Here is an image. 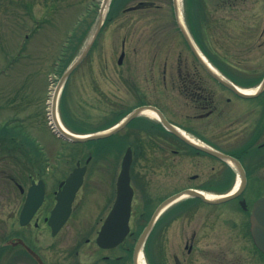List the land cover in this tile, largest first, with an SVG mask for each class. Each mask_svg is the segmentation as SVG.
<instances>
[{"label":"flooded vegetation","instance_id":"obj_1","mask_svg":"<svg viewBox=\"0 0 264 264\" xmlns=\"http://www.w3.org/2000/svg\"><path fill=\"white\" fill-rule=\"evenodd\" d=\"M193 4L200 26L208 15L213 31L222 17L236 27L227 13L238 10L244 35L264 36V0H215L211 9L205 0ZM177 32L185 51L176 59L144 61L140 80L146 88L128 82L136 99L112 117L117 122L137 108L152 107L167 124L142 113L121 130L127 142L106 191L84 189L92 160L87 149L82 162L72 161L65 140L58 139L64 149L54 157L34 140L0 141V210L9 211L4 221L14 228L0 236V264H137L136 245L149 227L139 254L144 264H264L250 220L254 203L264 197V61L248 68L246 60H229L223 67L206 49L202 31H189L206 64ZM263 44L264 39L257 48ZM123 66L124 60H116L117 70ZM106 144L98 151L99 163ZM127 149L132 159L128 231L121 243L103 247L97 240L117 200ZM135 158L150 170L132 173ZM75 169L84 173L71 197L63 187ZM222 197L230 198L216 202ZM36 200V208L26 212Z\"/></svg>","mask_w":264,"mask_h":264},{"label":"rangeland","instance_id":"obj_2","mask_svg":"<svg viewBox=\"0 0 264 264\" xmlns=\"http://www.w3.org/2000/svg\"><path fill=\"white\" fill-rule=\"evenodd\" d=\"M214 1L205 0L207 8L211 9ZM92 2L93 0H0V128L9 124L20 135L16 140H37L36 142L50 150V157L64 149L49 128L46 115L60 78L55 72L54 61L67 33L72 31L76 21L92 6ZM95 2L99 7L102 0ZM138 2L151 4L145 9L125 11ZM185 7L184 0H181L182 19L186 26ZM188 12L190 22L194 27L198 25L199 31H202L200 36L206 49L221 66L226 67L229 60H246L249 62L248 68H251L264 61V44L257 48L264 36L261 38L260 31H249L244 35L239 27L241 13L238 10L227 13L230 18L236 19L237 26L232 27L228 22L224 24L222 17L217 31L211 29L210 16H205L204 26H200L193 19L191 7H188ZM222 14L223 11H220L216 18H220ZM105 21L106 26L102 27L94 45L67 78L57 102L59 120L63 104L67 118L89 133L114 123L115 119L112 117L115 114H124L129 109L133 99H136L135 95L131 96L134 91L129 88V83L136 82L145 87L140 80L144 76V61L176 59L178 54L185 51L177 35L169 0H128L111 19ZM230 28H235V31H229ZM224 33H228L231 39L223 38ZM244 38L246 39L243 41ZM122 42L124 66L117 70L116 60L120 55ZM146 118L153 119L151 116ZM122 134L114 136L113 144L104 146L100 163L97 162V155L103 142L71 145L72 161L81 158L83 162L86 157L84 149L92 156L89 163L90 175L84 185L89 194H94L99 188L106 191L111 187L107 183L111 176L109 173L114 170V165L120 164L127 142ZM149 168L150 165L145 166V162L135 158L131 171L137 175L147 172ZM156 171L160 169L157 167ZM1 180L0 176V183L3 182ZM8 214L9 211L0 210V236H7L14 231L4 221ZM71 239L73 241L74 237Z\"/></svg>","mask_w":264,"mask_h":264},{"label":"water","instance_id":"obj_3","mask_svg":"<svg viewBox=\"0 0 264 264\" xmlns=\"http://www.w3.org/2000/svg\"><path fill=\"white\" fill-rule=\"evenodd\" d=\"M110 0H103L100 10H99V15L97 18L96 26L94 31L92 32L91 36L89 37L86 45L84 46L83 50L81 53L78 55V57L73 61V63L65 70L63 75L61 76L59 83L57 85V88L54 93V97L57 95L59 89L61 88L62 84L65 82V80L68 78V76L71 74V72L77 67V65L83 60V58L86 56L88 51L90 50L91 46L93 45L102 25L103 21L105 18V12L108 7ZM173 1V11H174V16L175 20L177 22V25L184 34L185 39L187 42L190 44L194 54L198 59L201 60L199 57L197 51L193 47L185 28L183 27V24L181 23L180 20V12H179V4L177 0H172ZM137 7L130 8V10L137 9ZM124 54L122 53L119 57V61L123 59ZM215 75V74H213ZM148 110L155 114L159 120L163 124H167L166 121L163 119L162 115L154 108L152 107H141L137 108L134 111H132L125 119H123L118 125L111 127L108 130L101 131V132H96V133H91L87 135H73L70 133H66L64 131H60L59 134L74 143H86L89 141H97L101 139L108 138L112 136L113 134L117 133L120 131L125 125H127L132 119L135 117L139 116L143 111ZM170 129H172L170 127ZM173 130V129H172ZM174 131V130H173ZM213 155L224 159V160H229L232 161L231 159L218 154V153H212ZM131 164V153L130 150L127 149L123 159H122V164H121V171H120V176L118 178V193H117V200L115 202L114 208L110 213V216L103 228L102 234H100L97 242L100 246L103 247H112L116 246L117 244L121 243L123 238L125 237L127 231H128V226H127V218H128V210H129V205H130V198H131V188L129 187V167ZM84 170L83 169H75L73 174L68 178L66 181L65 186L63 187V194L69 193L71 197L74 195L75 191L78 189L80 182L82 180ZM230 197H222L221 199H218L216 202H222ZM38 201L36 200L31 206H26L25 211L26 212H32L37 206ZM35 207V208H34ZM251 227H252V234L255 240L256 245L258 248H260L264 252V197L260 198L257 200L252 209L251 213ZM114 221H118L119 225H112L111 223ZM149 228H147L144 233L141 235L139 238L137 245H136V255H138L139 250L141 249V246L149 232ZM108 238H105V237ZM136 262H137V256H136Z\"/></svg>","mask_w":264,"mask_h":264},{"label":"trees","instance_id":"obj_4","mask_svg":"<svg viewBox=\"0 0 264 264\" xmlns=\"http://www.w3.org/2000/svg\"><path fill=\"white\" fill-rule=\"evenodd\" d=\"M127 1L128 0H111L106 19H111V16L115 14V12L119 9V7H121ZM189 1H188V5H189ZM96 4L97 3L92 2V6H93L92 9L86 11L83 17L78 21L77 25L75 26V29L72 31V33L69 36L66 37L64 44L61 46L59 54L57 55V59H56L62 62V64L58 65L59 66L58 75L62 73V71L67 67L68 63L72 61L75 58V56L79 53L84 40L87 38L89 32L93 28L98 11V5ZM106 23L107 22L105 21L103 26H106ZM191 28L193 30V26ZM61 119L64 125L70 131L77 134L89 133L77 127L74 124L75 122L67 118L65 113H61ZM4 138L5 139L16 138L15 131L9 129L8 125H5L0 129V139H4Z\"/></svg>","mask_w":264,"mask_h":264},{"label":"bare ground","instance_id":"obj_5","mask_svg":"<svg viewBox=\"0 0 264 264\" xmlns=\"http://www.w3.org/2000/svg\"><path fill=\"white\" fill-rule=\"evenodd\" d=\"M178 4H180V0H177ZM180 20H181V17H180ZM57 97H58V93L57 95L53 98V103L54 105L56 104L57 102ZM53 114L55 113V107L53 108ZM148 113V112H147ZM149 115H151L150 113H148ZM53 120H54V124L58 127V129L60 131H64V128L62 127L61 123L58 121V119L55 117V115L53 116ZM137 263L138 264H144L143 263V259L140 257L138 260H137Z\"/></svg>","mask_w":264,"mask_h":264}]
</instances>
